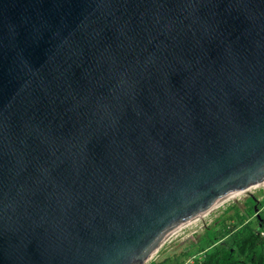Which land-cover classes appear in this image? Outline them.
Instances as JSON below:
<instances>
[{
    "label": "water",
    "instance_id": "water-1",
    "mask_svg": "<svg viewBox=\"0 0 264 264\" xmlns=\"http://www.w3.org/2000/svg\"><path fill=\"white\" fill-rule=\"evenodd\" d=\"M264 182V0H0V264H152Z\"/></svg>",
    "mask_w": 264,
    "mask_h": 264
},
{
    "label": "trees",
    "instance_id": "trees-1",
    "mask_svg": "<svg viewBox=\"0 0 264 264\" xmlns=\"http://www.w3.org/2000/svg\"><path fill=\"white\" fill-rule=\"evenodd\" d=\"M245 204L248 206L245 205L244 211L236 204L228 207L217 219V226L206 228L205 245L197 242L186 250L185 254H191V249H197L179 264H264V200L257 204L262 218L256 215V202L252 197ZM151 263L162 264L163 261Z\"/></svg>",
    "mask_w": 264,
    "mask_h": 264
},
{
    "label": "rangeland",
    "instance_id": "rangeland-1",
    "mask_svg": "<svg viewBox=\"0 0 264 264\" xmlns=\"http://www.w3.org/2000/svg\"><path fill=\"white\" fill-rule=\"evenodd\" d=\"M250 192L254 193L260 200H264V183L261 186L252 188ZM249 197V192L247 191L238 195L223 207H221L214 214H212L210 217H208V219L204 223L192 228L178 240L169 244L167 247L161 250L157 255L154 256L152 260L163 261L162 264H179L182 260L187 259L188 255L195 253L197 249H191V254H185L184 252L186 250L193 247L197 242H201L202 245H205L203 235L206 232V228L209 226H217L219 223L217 219L225 214L227 208L233 204L238 205L244 211L245 207L248 206L245 204V201ZM252 219L255 220V218L253 217ZM193 260L194 259H191L190 262H192Z\"/></svg>",
    "mask_w": 264,
    "mask_h": 264
},
{
    "label": "bare ground",
    "instance_id": "bare-ground-1",
    "mask_svg": "<svg viewBox=\"0 0 264 264\" xmlns=\"http://www.w3.org/2000/svg\"><path fill=\"white\" fill-rule=\"evenodd\" d=\"M264 182L259 183L258 185H256L255 187L261 186ZM246 192V191H245Z\"/></svg>",
    "mask_w": 264,
    "mask_h": 264
},
{
    "label": "built area",
    "instance_id": "built-area-1",
    "mask_svg": "<svg viewBox=\"0 0 264 264\" xmlns=\"http://www.w3.org/2000/svg\"><path fill=\"white\" fill-rule=\"evenodd\" d=\"M153 260H151L150 262H152ZM193 262V261H192Z\"/></svg>",
    "mask_w": 264,
    "mask_h": 264
}]
</instances>
